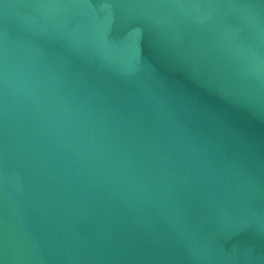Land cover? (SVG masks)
Here are the masks:
<instances>
[{
    "label": "water",
    "instance_id": "1",
    "mask_svg": "<svg viewBox=\"0 0 264 264\" xmlns=\"http://www.w3.org/2000/svg\"><path fill=\"white\" fill-rule=\"evenodd\" d=\"M0 264H264V0H0Z\"/></svg>",
    "mask_w": 264,
    "mask_h": 264
}]
</instances>
